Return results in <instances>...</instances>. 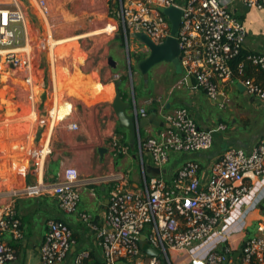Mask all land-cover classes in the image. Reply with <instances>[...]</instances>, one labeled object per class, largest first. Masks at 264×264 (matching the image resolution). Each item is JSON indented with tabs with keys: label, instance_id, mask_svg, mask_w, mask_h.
I'll list each match as a JSON object with an SVG mask.
<instances>
[{
	"label": "built area",
	"instance_id": "2783aa9c",
	"mask_svg": "<svg viewBox=\"0 0 264 264\" xmlns=\"http://www.w3.org/2000/svg\"><path fill=\"white\" fill-rule=\"evenodd\" d=\"M19 2L24 6L22 0L0 2V74L6 69L18 70L33 91L37 79L36 53L32 49L34 41L30 40L31 28L25 24V12ZM117 3L114 16L126 42L132 36L138 39V34H145L155 44L164 43L173 33L171 20L161 9H181L175 37L186 77H192L221 108L226 107L229 89L237 82L244 86V92L264 103V53H250L246 57L262 71V80L245 75L244 61L236 69L232 67V61L244 49L248 32L228 1L117 0ZM37 5L46 15L47 0H37ZM248 5L263 7L254 0H248ZM19 23L24 26L23 44L16 26ZM140 113L141 118L147 116L143 110ZM224 128V123L215 129L202 128L189 108L178 107L166 115L165 126L158 136L142 139L140 135L137 139L141 155L144 151L148 155L147 162L142 161L140 185L129 186V172L99 178L111 184L104 221L96 225L89 222L88 213L81 216L96 230L103 264H264V137L251 150L229 146L209 168L196 160L184 162L173 173L166 167L172 152L195 153L211 148L215 130ZM2 132L0 125V138ZM113 144L124 149L117 139ZM48 152L46 146L36 149L37 172L43 170ZM146 165L158 167L160 174L147 173ZM96 180L82 177L75 167H67L61 179L38 178L20 187L13 186L10 195L13 198L52 195L64 212L74 213L80 204L81 191ZM0 215V264H9L17 254L3 237L9 233L19 240L23 232L13 207H7ZM143 236L153 250L160 251L159 255L143 249ZM73 243L69 224L62 219L50 220L41 246L43 263L63 262ZM89 259L90 253L83 251L74 264H89Z\"/></svg>",
	"mask_w": 264,
	"mask_h": 264
},
{
	"label": "crops",
	"instance_id": "0c3cea01",
	"mask_svg": "<svg viewBox=\"0 0 264 264\" xmlns=\"http://www.w3.org/2000/svg\"><path fill=\"white\" fill-rule=\"evenodd\" d=\"M226 1L229 2L230 8L243 21L247 29L244 49L249 53H264V0H254L261 3L262 8L248 5V0ZM112 26V24H108L103 30L112 29ZM99 31L95 30L91 34ZM83 36L70 37L78 39ZM70 37L60 39L62 42L59 41V43L71 41ZM119 38L120 35L115 33L111 43L107 46L109 53L114 58L113 62L109 60L110 65L114 64L115 68L103 69L101 65L87 67L85 61L77 63L73 56L58 58L57 55L51 56L50 51H47L45 57L43 56V59L41 57V60L37 61V79L33 91L24 81L21 73L15 75L21 85L17 84L16 121L11 125V128L16 132L9 128H7V130L9 129L7 134L5 131L2 132L0 160L6 163L2 159H9L3 158L7 155V151L13 155L19 152H29V155L22 153L14 156L13 160L8 163V172H3V169L0 171V173H4L3 176H0V214L7 207H13L16 217L21 222L23 232V237L19 240H14L9 233L3 237L9 245L13 246L17 254V258L9 264H44L41 258V246L47 232L48 222L52 219L66 221L73 231L74 238V243L66 259L57 264H74L76 256L83 251L90 253L89 264L104 263L103 251L97 243L96 230L89 224L92 222L102 225L110 198L111 184L99 181V178L116 172H129V186L136 188L141 184L142 161L147 162L148 160L146 151L141 155L138 141H131L130 131L120 125L113 107L116 97L115 83L118 81L114 79V74L121 71L123 62H125L122 42ZM123 38H125L124 35ZM130 41H133L132 45L135 44V47H138L140 43L135 36H132ZM173 66L174 73L171 76L155 71L154 73L150 72L148 82L143 86L141 93L133 91L132 94L121 88L123 99L130 104L128 112L138 117L139 120L152 119L151 123L140 129L142 139L158 136L165 126L166 115L178 107L189 108L195 117L193 108L204 110L203 101L200 100L201 94L210 102L215 103L196 85L195 81L194 83L188 82V77L183 70L178 72L176 66L174 64ZM250 73L252 75L249 77L256 78L254 70L251 69ZM184 78L186 79L184 80ZM262 79L261 77L258 80ZM238 84L239 82L230 87L229 99L230 94L234 92H244V89H240ZM167 85L169 87L165 91L163 87ZM151 92L154 94L151 95ZM244 93L249 97L250 107H255L264 113V103L257 101L246 92ZM229 104L228 101L223 110L232 112L231 118L234 117V112L241 113L242 107L250 108L239 104L232 106V100L230 108H227ZM142 110L147 114L146 117L141 118ZM30 111L36 115L33 122L26 119ZM222 119L223 117L219 116V122L215 123L207 118L204 126L196 120L202 128L215 129L218 124L224 123ZM30 125L31 133L23 132ZM225 129L227 127L223 130ZM215 132L218 131L215 130ZM261 133L254 141L253 139L250 141L251 138L238 139L245 145L240 147L251 150L258 140L264 137V133ZM30 135L33 138L31 145L33 147L28 151ZM2 139H4L3 142ZM116 139L120 147L123 146L124 149L114 147L113 142ZM214 143L211 148L201 152H172L173 165L172 170L169 171L173 173L188 160H196L209 168L210 165L219 161L224 151L229 147L217 151L209 159L199 155L212 149ZM7 144L10 145H8L9 150H2L1 147H6ZM44 146L49 152L43 170H39V173L34 168V153L36 149ZM135 164L139 167V176L132 174ZM67 167H75L82 177L97 178L94 183L81 191L80 204L74 213L64 212L57 197L52 195L31 198H13L10 195V189L13 186L20 187L35 182L38 178L61 179L64 177ZM83 213L90 215L89 222L82 218L81 214Z\"/></svg>",
	"mask_w": 264,
	"mask_h": 264
},
{
	"label": "rangeland",
	"instance_id": "374dc122",
	"mask_svg": "<svg viewBox=\"0 0 264 264\" xmlns=\"http://www.w3.org/2000/svg\"><path fill=\"white\" fill-rule=\"evenodd\" d=\"M31 1L30 6L25 5V3H23L24 6H22L21 2H19V4L25 12V24L31 28L32 34L30 40L34 41L32 49H34L36 53V64L37 61L43 59V56L45 57L47 51H50L51 56L57 55L58 58L73 56L77 63L85 61L84 63L87 67L101 65L103 69L115 68L114 64L110 65L109 60L112 59L114 61V58L109 53L107 46L111 43L115 33H118L120 35L119 40L122 42L121 47L125 55V62H123L121 71L114 74V79L120 81L122 77H125L121 83L123 91L132 94L133 91L134 93H141L143 86L148 82L147 79L149 75L145 77L141 72L137 57L146 58L149 55V51L141 42L138 47H135V44L134 46L132 45L133 41L128 40V42H126L125 38H123L120 22L117 20V17L114 16L118 8L117 0H47L48 9L46 15L41 12L37 5V0ZM0 2L14 3L15 0H0ZM31 15H34L35 19H32ZM46 17L49 18L47 19ZM108 24L113 25L112 29L103 30ZM16 26L20 33L21 44H23L22 33L24 26L22 23L16 24ZM95 30L100 31L89 34ZM77 35L84 36L66 43H59L62 38ZM1 50L4 51L3 49ZM154 71L171 76V74L173 75L174 73V66L169 62H161L151 68L149 74L150 72L154 73ZM18 73V70L6 69V71L0 74V125L3 131H6L5 129L9 127L10 130L16 132L11 128V124L16 121L15 114L18 107L16 101L18 95L17 84L21 86L20 81L15 78V75ZM168 87L169 85L163 88L166 91ZM153 94L154 93L151 92V95ZM248 98L249 97L244 92H234L230 94L229 102L231 104L232 100V106L239 104L250 107L251 105L248 102ZM200 100L201 102L203 101L204 110L195 108V111L193 108L198 122L204 126L207 122L206 119L210 118L212 122L218 123L219 116H222V120L227 127L225 130L214 133V147L207 152L200 153L199 155L201 157L209 159L217 151L223 150L228 146H245L242 141L238 139L244 140L251 138L250 141L252 139L254 141L257 136L262 134L261 132L264 133V113L257 110L255 107H250L249 109L242 107L241 113L238 114L234 112V117L231 118L232 112L224 111L216 102H210L206 97H203V94L200 95ZM230 104L227 108H230ZM35 118L36 115L33 111H30L26 116V119L31 122H33ZM31 130L32 127L30 125L27 126L23 132L31 133ZM32 139L30 135L28 151L33 147L31 146ZM3 140L4 139H2V142ZM8 145L9 144H7L6 147H1V149H6V151L9 150L10 145ZM22 153L25 152H19L13 155L10 151H7V155L3 156V158L9 159H2L5 160L6 163L0 160V166L3 165V167H0V171L3 169V172H8L9 167L7 166L9 161H12L14 156L21 155ZM25 154L29 155V152ZM172 165L173 159H170L166 167L172 170ZM133 168V176H139L140 170L138 165L135 164ZM3 174L4 173H0V176H3ZM5 181L8 183L7 179H5Z\"/></svg>",
	"mask_w": 264,
	"mask_h": 264
},
{
	"label": "water",
	"instance_id": "95a60500",
	"mask_svg": "<svg viewBox=\"0 0 264 264\" xmlns=\"http://www.w3.org/2000/svg\"><path fill=\"white\" fill-rule=\"evenodd\" d=\"M25 5L30 6L29 0H22ZM161 11L165 13L172 22V33L173 36L168 38L164 43L162 44H155L147 35L145 34H138V40L146 46V48L149 51V55L146 58H141L140 56L137 57L139 60V68L141 72L144 74L145 77H148L149 71L151 68L156 66L157 64L161 62H170L173 63L178 72L182 71L181 68V55H180V48L178 44V40L175 37L177 35L180 23H181V15L182 11L181 9L177 7H169V8H162ZM32 19H35L34 15H31ZM110 61L113 62L112 59ZM125 77H122V80H124ZM122 80L117 81L115 83L116 87V97L113 101V107L115 110V113L117 115V118L120 122V125L124 128H127L130 131V139L133 142H136L138 137L140 136V129L142 127H145L149 123L152 122V119H145V120H139L138 117L131 115L128 112L130 104L125 101L121 95V83ZM188 82L194 83L192 77H188ZM240 89H244V86L239 83L238 84ZM147 173H153V174H160L161 170L158 167H153L152 165H146ZM163 172L166 173L167 169L164 168ZM143 249L145 251H148L149 253L159 255V250H153L149 243L145 240V237L143 236ZM236 256L238 253L235 254Z\"/></svg>",
	"mask_w": 264,
	"mask_h": 264
},
{
	"label": "trees",
	"instance_id": "16d2710c",
	"mask_svg": "<svg viewBox=\"0 0 264 264\" xmlns=\"http://www.w3.org/2000/svg\"><path fill=\"white\" fill-rule=\"evenodd\" d=\"M248 54H250L247 50L243 49L241 54L236 57L235 60L232 61V67L234 69H236L238 63L244 61L245 62V75L246 76H251L252 74L250 73V70H254L256 72V78L260 79L261 77H263V73L260 70H257L254 66H250V63L246 60V57L248 56ZM263 210H264V205L262 206Z\"/></svg>",
	"mask_w": 264,
	"mask_h": 264
},
{
	"label": "bare ground",
	"instance_id": "6f19581e",
	"mask_svg": "<svg viewBox=\"0 0 264 264\" xmlns=\"http://www.w3.org/2000/svg\"><path fill=\"white\" fill-rule=\"evenodd\" d=\"M35 1H36V0H35ZM33 3H34V2H33ZM43 18H44V17H43ZM43 18H42V19H43ZM46 18L48 19L49 17H46ZM44 19H45V18H44ZM45 20H46V19H45ZM47 21H48V20H47ZM46 23H47V22H46ZM91 33H92V32H91ZM91 33H89V34H91ZM75 38H77V37L69 38V40H72V39H75ZM52 42H53V41H52ZM60 42H62V41H60ZM55 43H56V42H55ZM3 78H4V76H3ZM3 78H2V79H3ZM1 101H2V100H1ZM7 121H8V120H7ZM12 124H13V123H12ZM12 124H11V125H12ZM8 128H9V127H8ZM9 129H10V128H9ZM9 129H8V130H9ZM5 130H6V131H5V134H6V132H8V130H7V128H6ZM28 135H29V134H28ZM28 135H27V136H28ZM27 136H26V137H27ZM20 148H21V147H20ZM18 149H19V147H18Z\"/></svg>",
	"mask_w": 264,
	"mask_h": 264
}]
</instances>
